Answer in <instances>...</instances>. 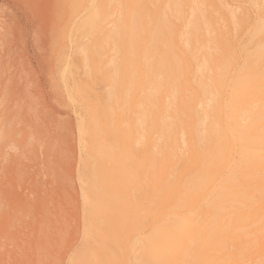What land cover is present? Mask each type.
I'll return each instance as SVG.
<instances>
[{
  "label": "bare ground",
  "instance_id": "6f19581e",
  "mask_svg": "<svg viewBox=\"0 0 264 264\" xmlns=\"http://www.w3.org/2000/svg\"><path fill=\"white\" fill-rule=\"evenodd\" d=\"M0 264H264V0H0Z\"/></svg>",
  "mask_w": 264,
  "mask_h": 264
},
{
  "label": "rangeland",
  "instance_id": "374dc122",
  "mask_svg": "<svg viewBox=\"0 0 264 264\" xmlns=\"http://www.w3.org/2000/svg\"><path fill=\"white\" fill-rule=\"evenodd\" d=\"M22 66L24 67V69L26 68V70L28 69L30 72H32V71H34L35 73H37L38 74V76H39V79H40V81L41 82H43L44 81V73H43V75H42V73H41V69L38 67V66H36L35 65V62H34V65H27L26 63L25 64H22ZM25 75H26V73H25ZM38 92H40L39 90H38ZM61 106V105H60ZM59 106V104H58V101H55V103L53 104V102H52V108H53V110H54V115H56L57 116V114H58V116H61V115H63L64 116V114L65 115H67L68 113L67 112H69V110L67 111V109H65V108H63L62 106L60 107ZM58 110H60V111H58ZM57 111V112H56ZM65 111H66V113H65ZM71 112V111H70ZM57 113V114H56ZM61 113V114H60ZM64 113V114H63ZM58 118V117H57ZM68 119H66V121H68L67 123H70L71 122V116L70 117H67ZM70 121V122H69ZM41 128V127H40ZM42 128L44 129V130H42V129H40V130H42L43 131V133H44V131H45V126H42ZM41 132V131H40ZM42 133V132H41ZM22 159H24V161H26L25 160V157L24 158H22ZM40 166V167H39ZM38 167H39V169L40 170H42V171H46V164L43 166V163H40L39 165H38ZM45 167V168H44ZM42 168V169H41ZM35 169V168H34ZM45 169V170H44ZM33 171V168H31V167H29L28 168V166L26 167V166H21V167H19L18 169H16L13 173H12V181L10 182V192L11 193H16V192H22V190H24L23 188H25V186L29 183H31L32 184V182H31V179L29 178L31 175V173H33L32 172ZM39 173H43V172H39ZM45 174H46V172H45ZM45 174H43L44 175V177L42 176V174L41 175H38V176H42V178H43V184L44 185H47V183H46V179H45ZM30 175V176H29ZM41 177H39V179H40ZM41 178V179H42ZM38 179V180H39ZM41 179L39 180V181H41ZM45 179V180H44ZM44 181H45V183H44ZM40 184H41V182H40ZM24 191H26V188H25V190Z\"/></svg>",
  "mask_w": 264,
  "mask_h": 264
}]
</instances>
